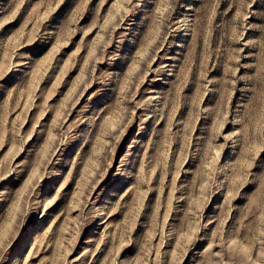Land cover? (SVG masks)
<instances>
[{"label": "rangeland", "instance_id": "1", "mask_svg": "<svg viewBox=\"0 0 264 264\" xmlns=\"http://www.w3.org/2000/svg\"><path fill=\"white\" fill-rule=\"evenodd\" d=\"M0 264H264V0H0Z\"/></svg>", "mask_w": 264, "mask_h": 264}, {"label": "bare ground", "instance_id": "2", "mask_svg": "<svg viewBox=\"0 0 264 264\" xmlns=\"http://www.w3.org/2000/svg\"><path fill=\"white\" fill-rule=\"evenodd\" d=\"M201 202V201H200ZM253 210V209H252ZM256 211V210H255ZM254 211V212H255ZM252 212V211H251ZM252 215V214H251ZM242 216V215H241ZM189 217H190V215H189ZM243 217V216H242ZM245 218V217H244ZM252 218V217H251ZM242 222V221H241ZM254 224V223H253ZM250 225H252L251 223H250ZM242 229H243V227H242ZM244 230V229H243ZM242 232V231H241ZM244 232V231H243Z\"/></svg>", "mask_w": 264, "mask_h": 264}]
</instances>
